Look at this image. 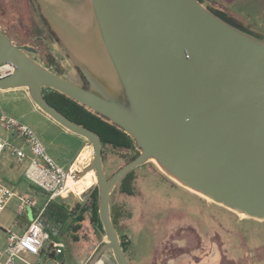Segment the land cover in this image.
Masks as SVG:
<instances>
[{"label":"water","instance_id":"water-1","mask_svg":"<svg viewBox=\"0 0 264 264\" xmlns=\"http://www.w3.org/2000/svg\"><path fill=\"white\" fill-rule=\"evenodd\" d=\"M88 1L95 28L91 47L82 52L87 62L58 24L44 18L87 88L44 68L0 29V66L12 68L0 79V91L25 89L43 114L92 149L91 164L76 177L90 171L96 176L106 243L88 264L106 251L116 264H129L109 199L127 173L147 162L202 198L264 222V42L229 26L197 0ZM43 89L120 128L138 156L107 179L96 134L50 106Z\"/></svg>","mask_w":264,"mask_h":264},{"label":"rangeland","instance_id":"rangeland-1","mask_svg":"<svg viewBox=\"0 0 264 264\" xmlns=\"http://www.w3.org/2000/svg\"><path fill=\"white\" fill-rule=\"evenodd\" d=\"M223 1L231 4L228 9L211 2L206 4L250 26L253 32L264 35V0ZM73 3L76 11L89 14L84 1L70 0V4ZM60 8L53 0H0V29L14 45L41 65L44 54H50L60 63L64 79L79 83L80 78L66 62L60 46L52 41V31L44 20L56 26ZM0 110L29 126L59 166L66 169L72 162L79 149L76 137L64 134L62 127L35 111L20 93L0 91ZM0 137L14 146L27 149L22 140L1 126ZM88 146L87 143L83 148ZM103 154V170L110 177L126 155L109 150H104ZM92 155L91 152V162ZM0 162L8 165L9 169L6 177L1 178L2 183L16 191H28L30 183L23 176V165L18 164L7 151ZM134 170L135 194L121 195L114 188L109 199V206L119 212L118 238L124 245L130 264H264V222L241 218L206 201L172 181L153 162ZM71 192L62 194L69 203L74 201ZM33 194L42 205L44 195ZM16 205L17 201L12 199L0 216V225L7 227V223L16 220ZM29 220L30 216H27ZM77 238L76 242L60 241L63 251L57 264H88L106 243L104 233L91 224L88 215ZM48 247L49 244L46 250ZM96 264L116 263L112 253L106 251Z\"/></svg>","mask_w":264,"mask_h":264},{"label":"trees","instance_id":"trees-1","mask_svg":"<svg viewBox=\"0 0 264 264\" xmlns=\"http://www.w3.org/2000/svg\"><path fill=\"white\" fill-rule=\"evenodd\" d=\"M197 2L201 5L211 2L212 4H216L227 9L231 5L230 3H226V1L223 0H197ZM205 8L229 26L264 42V35L253 32L250 26L244 25L240 21L226 15L224 12L213 9L208 4H206ZM28 56L35 60L30 55ZM43 60L44 63H42V66L44 68L56 74L57 76H64L60 63L57 62L54 57H52L50 54H44ZM42 94L47 103L67 119L96 134L102 146V157L104 155V150L123 152L126 155L123 158L121 166L116 171L138 156V150L134 141L120 128L110 123L105 118L58 92L52 91L50 89H43ZM82 141L83 145H87L83 139ZM134 171L135 170H132L127 173L120 180L114 191H117L121 195L133 196L135 194L136 181ZM110 177L106 176L107 179ZM29 188L35 193H41L44 195L45 199L44 203L42 204L43 213L41 216V221L46 231L49 233L50 242H76L78 240L77 234L80 231L81 225L85 221V217L87 215L91 221V224L100 233H103L98 216V196L96 186H92L87 191L83 192L79 197L71 194L70 196L74 199L72 203L67 202L65 198L59 197L48 200V194L44 193L31 184H29ZM111 196L112 194L110 195V199ZM110 216L114 229L118 235L119 212L110 207ZM52 230H55V232ZM120 244L126 256L124 245L122 243ZM46 252L48 257L54 259L57 262L59 261L61 254L55 255L54 252L51 251V243L49 244L48 250H46ZM126 258L130 264L127 256Z\"/></svg>","mask_w":264,"mask_h":264},{"label":"built area","instance_id":"built-area-1","mask_svg":"<svg viewBox=\"0 0 264 264\" xmlns=\"http://www.w3.org/2000/svg\"><path fill=\"white\" fill-rule=\"evenodd\" d=\"M11 73L12 68L10 66H0V79L9 76ZM0 126L5 131L15 134L18 139L24 142L27 148L26 151L24 148L14 146L8 140L0 137V157L7 151L18 164H26L23 174L25 180L48 194V200L57 197L64 198L62 194L70 192L67 188L68 181L77 182L80 178H77L76 175L88 167L77 163V157L73 164L67 170H64L46 153L41 141L29 126L5 115L1 110ZM71 193L76 197L81 194ZM12 199L17 201L16 213L19 216L38 205V200L33 194L16 192L12 187L0 182V216L5 212ZM42 213L43 209L39 210L21 234L7 232L6 243L0 249V264H16L18 262L22 264H43L41 260L43 257L48 256L47 253L45 254V250L50 243L51 251L55 255L62 254L63 245L50 242L49 233L41 221ZM28 258H34V261L30 262Z\"/></svg>","mask_w":264,"mask_h":264},{"label":"crops","instance_id":"crops-1","mask_svg":"<svg viewBox=\"0 0 264 264\" xmlns=\"http://www.w3.org/2000/svg\"><path fill=\"white\" fill-rule=\"evenodd\" d=\"M56 2L57 6L61 7L60 8V12L58 13L60 16V18L58 17V27L59 29H61L63 31V33H66V36H68V38L71 40L70 44L72 45V47L75 49V51L78 54H81L82 52H85L84 50L86 48H90L91 47V33L92 30L95 28V24H94V19H93V23H91V17L92 15V11L90 8V4L88 0H82L84 1V3L87 4L88 10H89V14H86L84 11H82V13L84 14V19H80L81 21L78 20L77 17V13H76V8L74 3L72 5H66L64 4L65 1H61V0H53ZM70 1V0H68ZM61 2V3H60ZM70 4V2H69ZM66 5V6H65ZM69 8V9H68ZM68 9V10H67ZM66 10L71 13L69 15H67ZM75 10V11H74ZM83 21V22H82ZM81 57H83L82 59L84 61L87 62V57L82 53L80 55ZM85 58V59H84ZM89 58V57H88ZM66 59V58H65ZM91 60V58H89ZM66 62L70 65V63L68 62V60L66 59ZM71 66V65H70ZM73 73L75 75H77L79 78L81 77L79 72L74 69L71 66ZM67 80L74 82V83H78L72 79L67 78ZM3 93H20L33 107V109L37 112H41L30 100V98L28 97V94L26 92L25 89H17V90H6V91H1ZM42 113V112H41ZM43 114V113H42ZM46 119H49L51 121V123H54V125H57L54 121H52L48 116H46L45 114H43ZM13 118V117H12ZM63 129V128H62ZM63 133L66 134H71L69 132H67L66 130L63 129ZM73 135V134H72ZM76 137L78 143H79V149L78 152L76 153L74 159L72 160V162L68 165V167L64 170H67L72 164L73 162L76 160V158L79 156L80 152L83 149V141L82 138L75 136ZM85 141V140H84ZM43 145V144H42ZM44 146V145H43ZM45 148V147H44ZM27 151V149H26ZM46 151V148H45ZM47 153V151H46ZM48 154V153H47ZM3 155V154H2ZM49 155V154H48ZM50 156V155H49ZM51 157V156H50ZM2 158V156L0 157ZM23 165V169H25L26 164H22ZM9 173V169H8V165L0 162V182H2L1 178L6 177V175ZM8 186V185H7ZM29 186V185H28ZM13 188V187H12ZM14 189V188H13ZM87 188L82 189L79 192H82L83 190H85ZM15 190V189H14ZM16 191V190H15ZM16 192H29L31 194L35 193L32 189H28V191H16ZM78 193V192H76ZM34 195V194H33ZM35 196V195H34ZM43 204V203H42ZM43 209L42 205H40L38 203L37 207L33 208V209H28L23 215L19 216L16 213L15 210V214H16V220L11 222V223H7V227H4L2 225H0V249L4 247L5 243H6V236H7V232L11 231L17 234H21L23 232V230L25 229L26 225L28 224V222H30L39 212V210ZM6 211V210H5ZM3 215V214H2ZM27 216H30V220L27 221ZM22 221V222H21ZM23 221L25 222V225L23 223ZM15 230V231H13ZM59 243V242H58ZM46 250H45V254H46ZM28 260L30 262L34 261V258H28ZM42 263L43 264H57V261H55L54 259L50 258V257H43L42 258ZM16 264H22V263H16Z\"/></svg>","mask_w":264,"mask_h":264},{"label":"bare ground","instance_id":"bare-ground-1","mask_svg":"<svg viewBox=\"0 0 264 264\" xmlns=\"http://www.w3.org/2000/svg\"><path fill=\"white\" fill-rule=\"evenodd\" d=\"M91 152H92L91 147L83 148L81 153L79 154V156L81 158L77 159V163L83 164L84 166H89V164L91 162ZM93 183L94 184L96 183V176H95L93 171H90V172L86 173L85 175H83V177H81L77 182H73V181L69 180L67 183V188L72 192L81 193L79 191H81L84 188L90 187L91 185H93ZM205 200L208 202H211L208 199H205ZM239 216L241 218H244L242 215H239Z\"/></svg>","mask_w":264,"mask_h":264},{"label":"flooded vegetation","instance_id":"flooded-vegetation-1","mask_svg":"<svg viewBox=\"0 0 264 264\" xmlns=\"http://www.w3.org/2000/svg\"><path fill=\"white\" fill-rule=\"evenodd\" d=\"M63 1H65L64 2V4H66L67 6L68 5H72V4H69V2L70 1H68V0H63ZM69 9V8H68ZM67 9V10H68ZM66 10V13H67V15H69V14H71V13H69L68 11ZM75 11V10H74ZM76 13H77V17H78V20L79 21H81L80 19H84V14L82 13V11H76ZM86 18V17H85ZM52 41H54V42H56L57 43V38H56V36L52 33ZM74 83V82H73ZM76 84H78L79 86H81V87H83V88H87L88 87V85H87V83L80 77V81H79V83H76ZM105 173V172H104ZM106 175V174H105Z\"/></svg>","mask_w":264,"mask_h":264}]
</instances>
